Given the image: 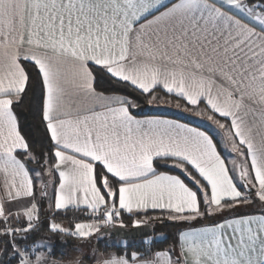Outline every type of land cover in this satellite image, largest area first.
I'll list each match as a JSON object with an SVG mask.
<instances>
[{
	"label": "snow or ice",
	"instance_id": "1",
	"mask_svg": "<svg viewBox=\"0 0 264 264\" xmlns=\"http://www.w3.org/2000/svg\"><path fill=\"white\" fill-rule=\"evenodd\" d=\"M0 264H264V0H0Z\"/></svg>",
	"mask_w": 264,
	"mask_h": 264
},
{
	"label": "trees",
	"instance_id": "2",
	"mask_svg": "<svg viewBox=\"0 0 264 264\" xmlns=\"http://www.w3.org/2000/svg\"><path fill=\"white\" fill-rule=\"evenodd\" d=\"M34 79V77H33ZM98 87L101 88L102 90L106 91L107 93H111L113 90L117 91L119 94H127L129 93L131 90L130 89H125L121 86H117V85H114V84H111L110 82H108L107 80H104V81H101L100 83H98ZM158 95H161V96H164L165 99H169L165 94L163 93H159ZM32 97V93L30 92L29 93V99H31ZM172 101L174 102H178L175 98H172ZM181 104H183V101H179ZM139 103H140V106L139 108H136V109H133V113L137 116V117H144V116H151L153 111H151V108H150V105L147 104L146 101L143 100V98H139ZM17 113L18 115L20 116V120H21V128L23 129V132L25 135H29V136H33V135H36V125H37V121L34 119V115H35V112H34V109L33 110H30L29 109V104H28V100H26L25 102V105L18 108L17 109ZM172 118H175L181 122H186L190 125H193L195 127H198V128H202L203 130H208L209 127H206L204 124L202 123H198L197 121L195 120H192V119H189L187 117H184V116H177V115H174V116H171ZM223 133V132H222ZM223 136V134L221 135V137ZM215 139L217 142H219V138L217 136H215ZM221 139V138H220ZM219 145V144H218ZM221 145V144H220ZM160 171H167L171 174H179L178 173V170L176 169H171V168H164L163 166L160 167L159 169ZM187 183L190 184L191 186V182L190 181H187ZM261 211V207L259 205V203H256V204H253V205H249V206H242L241 208L237 209L236 212L237 213H253V214H259ZM149 214L150 215H159V211H149ZM72 214H70L71 216ZM79 216V219H87L86 217L82 216V215H79V214H76ZM223 219V217H208L204 220H201V221H198V222H194V226L197 227V226H201V225H204V224H213V223H216V222H219ZM125 222L130 224V221L127 219V216H125ZM167 225V222H165V224H161L159 222H153V228H154V231L157 233V234H165V235H168V236H172L175 232H177V230L181 227H186V226H166ZM153 230V229H152ZM110 240V239H108ZM108 240H104V241H101L99 243V248L100 250L103 252L105 250V245L107 244V241ZM132 241H130L131 243ZM170 242V241H169ZM72 243H76L75 241H73ZM135 243H139V240H136ZM72 248H68L66 249L67 252L71 251ZM108 252H118L119 249L117 248H109L107 250Z\"/></svg>",
	"mask_w": 264,
	"mask_h": 264
},
{
	"label": "crops",
	"instance_id": "3",
	"mask_svg": "<svg viewBox=\"0 0 264 264\" xmlns=\"http://www.w3.org/2000/svg\"><path fill=\"white\" fill-rule=\"evenodd\" d=\"M161 93H163V92H161ZM164 94V93H163ZM166 95V94H165ZM176 103L177 102H174V101H172L171 103H159V106H161V107H165V108H167V109H170L171 110V112H167V113H159V112H153L152 113V115L151 116H144V117H137L138 119H146V118H159V119H168V120H174V121H177V122H179V123H182V124H186V125H188L189 127H195V126H193V125H190V124H188V123H186V122H181V121H179V120H177V119H175V118H172L171 116H174V115H177V116H183V114L185 113V112H183L181 109H178L177 107H176ZM184 103V102H183ZM155 104V103H154ZM150 108H151V105H150ZM174 112V113H173ZM188 114V113H187ZM189 119H191V118H189ZM222 119V118H221ZM196 128H198V127H196ZM200 130H203L202 128H199ZM221 130H219V132H220ZM221 134H223L222 133V131H221ZM216 136V135H215ZM222 144L220 145H218V150L221 152V155H222V157H226L225 156V151L223 150V148H222ZM228 150V154L230 155V156H234V154H232L231 152H230V149H227ZM228 155V156H229ZM229 156V157H230ZM229 159V158H228ZM229 166V165H228ZM230 168V167H229ZM149 211H159V210H149ZM214 224V223H213ZM212 224H204V225H201V226H197V227H202V226H211Z\"/></svg>",
	"mask_w": 264,
	"mask_h": 264
},
{
	"label": "rangeland",
	"instance_id": "4",
	"mask_svg": "<svg viewBox=\"0 0 264 264\" xmlns=\"http://www.w3.org/2000/svg\"><path fill=\"white\" fill-rule=\"evenodd\" d=\"M151 111H153V112H159V113H167V112H171V110L170 109H167V108H165V107H161V106H159V103L157 104V103H155V104H152L151 105ZM174 113V112H173ZM183 116L184 117H187V118H191L192 120H195V121H197L198 123H202V124H204L206 127H209V129H214L215 128V126L214 125H211V122L210 121H207V119L205 118V117H197V116H194V115H192L191 113H184L183 114ZM216 133H218V134H216ZM216 133H214V135H216L218 138H219V140H221L220 138H221V131L219 132V129H216ZM222 148H223V150L225 151V156H226V158H229V159H231V158H233L234 156L232 155V156H230L228 153V150H226L223 146H222ZM230 157H229V156ZM229 167L231 168V164H229ZM114 240H116V239H110V240H108L107 241V244H109V243H111L112 241H114ZM69 253V259H71V258H74L75 257V255H76V253L73 251V249L71 250V251H69L68 252Z\"/></svg>",
	"mask_w": 264,
	"mask_h": 264
},
{
	"label": "water",
	"instance_id": "5",
	"mask_svg": "<svg viewBox=\"0 0 264 264\" xmlns=\"http://www.w3.org/2000/svg\"><path fill=\"white\" fill-rule=\"evenodd\" d=\"M152 229H144L143 231H151ZM117 232H123V230L117 229ZM130 231L132 232H136L137 230L134 229H130ZM111 239H118V237L113 236ZM137 240H139V238H137Z\"/></svg>",
	"mask_w": 264,
	"mask_h": 264
}]
</instances>
